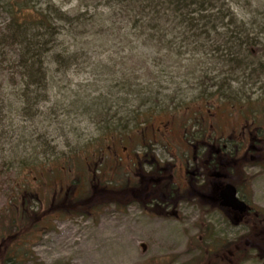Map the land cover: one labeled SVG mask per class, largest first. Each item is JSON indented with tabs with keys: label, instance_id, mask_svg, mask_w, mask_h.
<instances>
[{
	"label": "trees",
	"instance_id": "16d2710c",
	"mask_svg": "<svg viewBox=\"0 0 264 264\" xmlns=\"http://www.w3.org/2000/svg\"><path fill=\"white\" fill-rule=\"evenodd\" d=\"M39 3L0 0V9L9 14L4 32H0V167L13 178L0 210L1 236L15 239L17 233L12 231L16 227L37 225L38 211L32 206L41 199L31 184L43 183L54 193L59 185L58 202L62 199L66 207L91 199L84 191L86 185L92 187L94 177H86V173L95 170L102 174L110 150L132 143L134 132L143 135L156 124L185 116V140L196 147L201 168L206 156H215L208 150L216 136L209 138L198 130L203 113L211 118L226 108L253 124L264 113V99L254 101L233 89L239 78H246L252 86L263 85L264 0H106V10L85 9L73 15L53 8L50 1L44 9L35 8ZM141 49L145 55L137 54ZM80 74L89 77L73 84L71 76ZM176 78L199 96L180 99L169 107L164 103L172 97L166 90L173 99L185 94L181 83L173 81ZM72 86L77 99L70 101L71 107L80 109L79 115L101 133L66 154L54 157L46 148L40 154L37 148L52 141L49 124L58 122L60 109L66 110L65 101L51 96L64 95ZM198 102L200 111L195 110ZM44 109L50 110L45 114ZM37 115L40 119L33 120ZM26 116L38 122L29 131L20 121ZM39 125L44 132L37 134ZM79 136L76 134V140ZM143 146L147 153L142 164H146L152 158V142ZM139 159L136 154L135 160ZM62 160L63 165L58 164ZM70 163L83 174L82 189L80 178L67 181ZM147 167L149 174L157 172L151 162ZM64 184L73 192L61 198L67 192ZM109 184L113 193L116 184ZM120 189L116 191L123 193ZM60 204L56 201L55 209ZM227 247L222 244L219 249L226 252ZM206 252L214 256V251ZM6 254L9 259L4 264H15L10 261L18 255Z\"/></svg>",
	"mask_w": 264,
	"mask_h": 264
},
{
	"label": "rangeland",
	"instance_id": "374dc122",
	"mask_svg": "<svg viewBox=\"0 0 264 264\" xmlns=\"http://www.w3.org/2000/svg\"><path fill=\"white\" fill-rule=\"evenodd\" d=\"M47 1L53 8L71 15L85 9L89 12L107 9L106 0H40L35 8L44 9ZM8 17L0 9V32H4ZM144 53L142 49L137 51L138 55ZM148 67L156 71L153 66ZM87 77L88 74L72 75V83ZM173 81L178 82L176 85L181 83L178 78ZM233 86L237 94L242 93L251 100L264 99V82L262 86L260 83L252 86L246 78H239ZM180 87L185 94L175 99L166 90L172 98H167L165 105L172 107L180 99L188 101L199 96L198 91L186 90L187 86L182 83ZM74 89L72 86L64 95L51 96L52 100L65 101L66 110L60 109L58 113V122L64 123L49 124L52 141L37 148L38 153L42 154L46 148L47 154L57 157L100 135L101 129L81 117L80 109L71 107L70 101L77 99L71 91ZM200 109L201 102H198L195 110ZM44 110L46 114L50 109ZM40 117L37 115L33 120L38 121ZM203 118L198 130L209 138L211 134L216 136L208 150L215 156H206L201 168L195 158L196 147L185 140L186 120L180 115L174 121L156 124L143 135L134 132L132 143L113 147L102 165V174L95 170L86 173V177H94L92 187L86 185L84 191L87 197H92L87 201L66 207L62 199L58 202L59 185L54 187L57 190L54 193L43 183L31 184L41 199L32 206L38 211L37 225L16 227L12 231L17 233L15 239L6 238L4 233V238L0 235V264L9 259L8 251L18 255L10 261L15 264H264V216L260 214L264 213V113L256 118V124L243 121L238 112L231 113L226 108L211 118L203 113ZM20 121L26 131L38 125L27 116L20 117ZM37 127V134L44 132L40 125ZM76 134L80 135L77 140ZM149 141L152 158L142 164V157L147 153L143 144ZM136 154L140 155L139 161L135 160ZM150 162L155 165L154 174L147 171ZM58 164L63 165V160ZM70 164L72 171L67 181L80 178L82 189L83 174ZM12 179L0 167V210L7 201ZM110 182L116 184L113 193ZM225 183H231L238 190L239 198L250 207L238 220L233 212L219 209L217 194ZM64 186L67 192L61 198L73 192L70 185ZM118 188L123 193L116 191ZM54 194L57 200L53 199ZM56 201L58 205L61 203L57 209ZM222 244L228 245L226 252L220 251ZM206 250L214 251V256Z\"/></svg>",
	"mask_w": 264,
	"mask_h": 264
},
{
	"label": "water",
	"instance_id": "95a60500",
	"mask_svg": "<svg viewBox=\"0 0 264 264\" xmlns=\"http://www.w3.org/2000/svg\"><path fill=\"white\" fill-rule=\"evenodd\" d=\"M219 207L236 212L240 216L246 215L248 206L238 197V190L231 184L225 183L217 194Z\"/></svg>",
	"mask_w": 264,
	"mask_h": 264
},
{
	"label": "flooded vegetation",
	"instance_id": "af4514ba",
	"mask_svg": "<svg viewBox=\"0 0 264 264\" xmlns=\"http://www.w3.org/2000/svg\"><path fill=\"white\" fill-rule=\"evenodd\" d=\"M221 189V188H220ZM220 189L218 190V191H220ZM239 197V196H238ZM244 201V200H243ZM218 202V201H217ZM245 203L247 204V202L245 201ZM218 206H219V202H218ZM247 206H248V209H247V212H249V209H250V207H249V205L247 204ZM219 209H221L222 211H230V212H233V211H231V210H229V209H224V208H221V207H219ZM234 214H235V218L238 220V219H240L242 216H240L239 214H237L236 212H233ZM243 216H245V215H243Z\"/></svg>",
	"mask_w": 264,
	"mask_h": 264
}]
</instances>
